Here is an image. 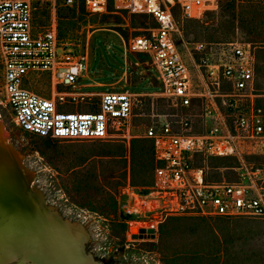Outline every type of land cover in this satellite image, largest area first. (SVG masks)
<instances>
[{"label": "rangeland", "instance_id": "1", "mask_svg": "<svg viewBox=\"0 0 264 264\" xmlns=\"http://www.w3.org/2000/svg\"><path fill=\"white\" fill-rule=\"evenodd\" d=\"M255 1L261 5L259 13L251 11L241 0H227L199 18L185 17L175 8V38L185 59L194 66L201 62L203 55L222 62L230 58L235 44H251L256 55L253 92L264 99V43L256 41H264V0ZM53 18L67 47L88 63L82 82L93 87L83 90L95 93L131 90L137 94L140 115L135 118V136L130 142L121 138L65 140L32 135L16 124L6 102L0 55V199L8 213L0 214V264H50L41 259L43 254H35L33 240L29 243L24 235L20 234L22 238L15 235V225L19 222L14 209L20 207L23 208L20 215L26 219L35 216L37 229L49 235L50 240L56 239L60 253L56 259L53 256L55 264H219L217 253L224 247L240 255V259L245 251L264 253V218L170 215L159 210L147 217L131 216L143 220L134 232L154 228L155 235L135 237L132 234L131 218H125L122 209L126 199L123 189L130 181L141 193L147 191L134 182L139 181V174L137 169L133 176L132 141L150 139L145 136L148 127H160L165 121L177 127L186 112L192 114L194 130L205 131L204 106L196 101L190 111L174 107L172 99L161 92L149 58L130 51L131 38L154 25L147 16L119 11L113 6L102 14H90L82 4L69 6L58 1L41 6L36 24L47 25ZM250 20L258 25L257 31L250 27ZM200 42L205 43V52L195 49ZM194 74L195 84H199L196 66ZM37 79L34 89L50 96L49 77L41 75ZM94 100L98 101L99 96ZM88 108L83 102L66 109ZM226 112L231 121L232 111ZM243 161L264 165V137L244 141L238 156L211 160L210 175L234 178L230 168ZM110 170L120 171L122 178L116 209L107 199L108 192L98 188L100 183L96 177L102 178L100 182L106 191H112L115 183L103 178ZM152 217L158 221L157 227L146 225ZM52 218L61 231L52 227ZM41 220L46 224H39ZM70 235L73 261L64 255L70 247ZM12 237L17 240L16 247L6 242ZM232 264H264V260L257 255L252 260H237Z\"/></svg>", "mask_w": 264, "mask_h": 264}, {"label": "built area", "instance_id": "2", "mask_svg": "<svg viewBox=\"0 0 264 264\" xmlns=\"http://www.w3.org/2000/svg\"><path fill=\"white\" fill-rule=\"evenodd\" d=\"M58 1L83 4L90 14L107 12L112 5L150 18L154 25L131 38L130 51L149 58L161 92L174 107L190 111L196 101L204 106L205 131L194 130L189 112L177 127L170 121L148 127L145 136L155 151L154 184L141 193L129 181L123 189L124 214L147 217L161 210L170 215L264 218V165L243 161L230 168L234 178L221 179L211 177L209 166L213 159L238 156L244 141L264 137V99L253 92L255 50L249 43H237L222 62L203 55L195 65L200 80L195 84V66L175 38V8L185 17L199 18L226 0H0L5 99L16 124L42 138L130 142L140 115L137 94L128 89L84 91L93 87L82 82L88 63L67 47L54 18L37 26L41 6ZM195 49L205 52L206 45L197 43ZM41 75L49 77L50 96L34 89ZM83 102L87 110L66 109ZM226 111H232L231 121ZM140 221L129 220L132 234ZM156 222L152 217L146 225L157 227Z\"/></svg>", "mask_w": 264, "mask_h": 264}, {"label": "trees", "instance_id": "3", "mask_svg": "<svg viewBox=\"0 0 264 264\" xmlns=\"http://www.w3.org/2000/svg\"><path fill=\"white\" fill-rule=\"evenodd\" d=\"M241 2L246 3L247 4L246 6H248V8L251 11L255 13L257 12L259 13L258 9L261 7V5L258 1L241 0ZM110 7H112V5H110ZM234 8H236L237 10V3H234ZM249 23H250L249 24L250 27L252 28L254 32L258 30V25H255L253 21L250 20ZM256 41L264 43L263 40L262 41L256 40ZM262 47L264 48V44ZM132 161H133V176L135 175L137 169H138V174H139V181L134 180V182L137 185L145 187V188L151 187L154 184V173H155V168H156L153 141L150 139H146V138L134 139L132 141ZM96 177L100 183L98 188H100L102 192H108L107 199L111 201L112 203L111 207L116 209L118 194H119V186L121 185L120 180L122 179L120 171L110 170L108 173L104 174L103 176L105 180L113 182V184L115 183L114 185L115 189H113L112 191L110 190L106 191V189L104 188L105 186L100 182L102 181V178L98 175H96ZM125 218L129 219L131 218V216H126ZM257 255L260 256L261 260H264V253H253V252L251 253V252L245 251L243 252V256L241 255V259H240V255H234L226 247H224V248H221L220 251L217 253L218 257L216 260L217 262H219V264H232V263H235V261L237 260H241V261L252 260ZM198 256L199 255L197 254V257Z\"/></svg>", "mask_w": 264, "mask_h": 264}, {"label": "bare ground", "instance_id": "4", "mask_svg": "<svg viewBox=\"0 0 264 264\" xmlns=\"http://www.w3.org/2000/svg\"><path fill=\"white\" fill-rule=\"evenodd\" d=\"M1 157H5V156L1 155ZM10 177L13 178L12 176H10ZM1 201L2 200L0 199V209L2 210V212H0V214L7 215L8 213L3 208L4 205L2 204ZM7 208H8V206H7ZM10 210L11 209H8L9 213H10ZM22 210H23V208L21 209V207L18 208L17 210L14 209V211H15L14 214L16 215L15 217L18 218L17 222H19V224L15 225L16 231H17V233L15 235L19 238L23 237V236L21 237L20 234L24 235V237L28 238L29 243H30V240H33L34 242L31 244V246L34 249L33 251H35V254H38V255L43 254L41 256V259L45 260V262H47V261L50 262V264H55V262H52L53 256L56 259L57 254L60 253V250L58 249V247L55 244L56 239L53 238V241H52V239L50 240L49 235H47L44 232H42L41 230L37 229L38 225H37V220H36L35 216H33V218L27 217V219H28L27 220L24 216L20 215V211H22ZM33 212H34V209H33ZM30 213H32V212H30ZM53 218H52V220H50V223H51L52 227L55 229V231L58 232L61 227L56 225V223H55L56 221L54 220L55 218L54 219ZM42 221L43 220H41V222H39V224L45 225L46 222H42ZM13 226H14V224H13ZM26 233H28L29 236H25ZM59 233H61V232H59ZM32 235H34V237ZM65 237H67V236L65 235ZM70 238H71V235L69 236L70 247L67 249L66 252H64V255H66V257L67 256L70 257V259L73 261V259H74V250H73L74 247L72 245V240H70ZM11 240L14 241V243H12ZM6 242H10L11 245L16 247L17 240H15V238L12 237L9 241H6ZM39 262H40V260H39Z\"/></svg>", "mask_w": 264, "mask_h": 264}, {"label": "water", "instance_id": "5", "mask_svg": "<svg viewBox=\"0 0 264 264\" xmlns=\"http://www.w3.org/2000/svg\"><path fill=\"white\" fill-rule=\"evenodd\" d=\"M148 234L155 235L156 229H154V228H150V229L141 228V229H138L137 232L136 231L134 232L135 237H137V236L144 237V236H147Z\"/></svg>", "mask_w": 264, "mask_h": 264}]
</instances>
